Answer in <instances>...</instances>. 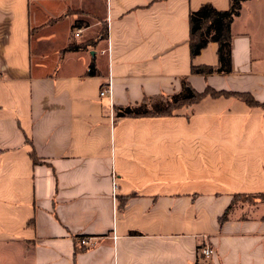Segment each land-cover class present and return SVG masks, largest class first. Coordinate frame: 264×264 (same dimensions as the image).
Returning a JSON list of instances; mask_svg holds the SVG:
<instances>
[{
    "label": "crops",
    "instance_id": "crops-1",
    "mask_svg": "<svg viewBox=\"0 0 264 264\" xmlns=\"http://www.w3.org/2000/svg\"><path fill=\"white\" fill-rule=\"evenodd\" d=\"M205 3L231 1L0 0V264H264V105L207 95L173 115H115L183 79L264 103V0L231 23L230 73L191 69L219 64L218 42L190 54Z\"/></svg>",
    "mask_w": 264,
    "mask_h": 264
},
{
    "label": "trees",
    "instance_id": "trees-1",
    "mask_svg": "<svg viewBox=\"0 0 264 264\" xmlns=\"http://www.w3.org/2000/svg\"><path fill=\"white\" fill-rule=\"evenodd\" d=\"M231 4L227 10H220L215 8L210 3L202 4L198 10H193L190 13V54L196 57L210 42H218L219 64L217 67L203 65L196 66L192 64V71L194 73L210 74V73H230L232 71V21L241 13V8L245 0H230ZM82 24V23H81ZM89 43H78L70 45L67 50L85 48ZM93 73V66L87 71ZM182 89L173 95L167 96V101L160 100L159 102L151 103L149 98H145L140 104H131L128 106L115 107V115L118 117H131V116H160V115H173L175 109L185 105H190L204 99L205 96L219 97L224 95L227 97H239L251 106H263L264 103L258 101L250 92L229 91L225 89H215L212 86H207L204 91H197L194 87L187 82L186 79L182 80ZM33 160L37 162L38 159L33 153ZM264 195V194H262ZM237 196H244L237 194L234 201L222 214L220 221L228 217L229 209L236 202ZM250 195L249 197H251Z\"/></svg>",
    "mask_w": 264,
    "mask_h": 264
},
{
    "label": "built area",
    "instance_id": "built-area-1",
    "mask_svg": "<svg viewBox=\"0 0 264 264\" xmlns=\"http://www.w3.org/2000/svg\"><path fill=\"white\" fill-rule=\"evenodd\" d=\"M83 33V29L82 28H79L76 32H75V36L79 37L81 36ZM111 90H112V86H110V83H106L103 85L102 89H101V92H100V95H105V94H110L111 93ZM118 188V181H117V177L116 175L114 176L113 178V182H112V189H113V192L116 193L117 192V189ZM79 238V243L82 245V246H85V247H90L93 243L90 241V238L89 237H86V236H80L78 237ZM200 252H201V256L205 259H209V257H211L214 252H215V248L210 245L209 243H204L203 246L201 247L200 249Z\"/></svg>",
    "mask_w": 264,
    "mask_h": 264
},
{
    "label": "rangeland",
    "instance_id": "rangeland-1",
    "mask_svg": "<svg viewBox=\"0 0 264 264\" xmlns=\"http://www.w3.org/2000/svg\"><path fill=\"white\" fill-rule=\"evenodd\" d=\"M82 20V19H81ZM83 22H75V23H72L71 24V29L73 31V35H74V38L78 41V40H82L84 39L85 37V32H86V27H84L85 25V22H96L97 21V17L95 15H91V14H87V16L82 20ZM82 23V24H81ZM89 23V24H90ZM79 28H82L83 29V33H82V36H79V37H76L75 36V32L79 29ZM160 100H164V102H166L168 99L167 97H164V98H160ZM160 100H156L154 101L155 103L156 102H159ZM154 102H151V103H154ZM241 198V197H240ZM264 198V196H263ZM237 199V198H236Z\"/></svg>",
    "mask_w": 264,
    "mask_h": 264
}]
</instances>
